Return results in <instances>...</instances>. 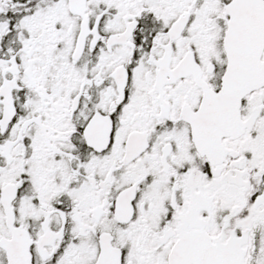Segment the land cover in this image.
<instances>
[{
	"label": "snow or ice",
	"instance_id": "snow-or-ice-1",
	"mask_svg": "<svg viewBox=\"0 0 264 264\" xmlns=\"http://www.w3.org/2000/svg\"><path fill=\"white\" fill-rule=\"evenodd\" d=\"M0 264H264V0H0Z\"/></svg>",
	"mask_w": 264,
	"mask_h": 264
}]
</instances>
